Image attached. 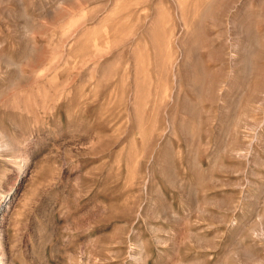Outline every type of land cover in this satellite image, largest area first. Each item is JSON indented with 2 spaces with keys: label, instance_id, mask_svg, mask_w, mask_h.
Listing matches in <instances>:
<instances>
[{
  "label": "rangeland",
  "instance_id": "1",
  "mask_svg": "<svg viewBox=\"0 0 264 264\" xmlns=\"http://www.w3.org/2000/svg\"><path fill=\"white\" fill-rule=\"evenodd\" d=\"M0 264H264V0H0Z\"/></svg>",
  "mask_w": 264,
  "mask_h": 264
}]
</instances>
